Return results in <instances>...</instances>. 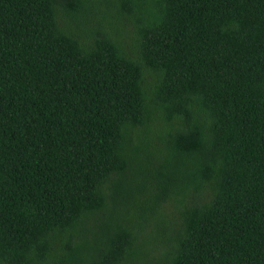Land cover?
<instances>
[{"label":"trees","instance_id":"obj_1","mask_svg":"<svg viewBox=\"0 0 264 264\" xmlns=\"http://www.w3.org/2000/svg\"><path fill=\"white\" fill-rule=\"evenodd\" d=\"M0 264H264V0H0Z\"/></svg>","mask_w":264,"mask_h":264}]
</instances>
